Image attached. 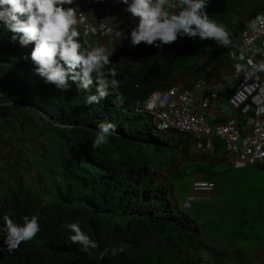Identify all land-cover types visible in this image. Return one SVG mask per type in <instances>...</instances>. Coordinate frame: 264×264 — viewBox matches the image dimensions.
I'll return each instance as SVG.
<instances>
[{
    "label": "trees",
    "instance_id": "16d2710c",
    "mask_svg": "<svg viewBox=\"0 0 264 264\" xmlns=\"http://www.w3.org/2000/svg\"><path fill=\"white\" fill-rule=\"evenodd\" d=\"M12 36L0 24V104L5 105L0 107V152L4 145H12L9 153L36 161L37 169L33 179L18 159L9 157L0 164V217L10 215L22 223L24 216L36 214L40 231L17 249L0 251V264H204L201 250L205 247L210 251L264 249V188L250 177L230 186L220 181L212 203L200 212L199 201L189 202L187 208L177 205L171 185L160 181L155 171L162 164L176 168L181 154L187 159L191 138L177 134L185 143H171L172 137L165 135L170 130H160L140 108L166 77L187 68L193 52L210 40L187 41L182 56L147 85L135 86L154 54L140 68L118 70V90L99 104L85 106L87 93L75 84L66 92L44 84L25 59L33 45L21 46ZM213 63L209 56L203 65ZM105 121L116 125V133L94 149L97 125ZM214 145V153H223L221 141ZM200 161H193L184 172L174 169L170 178L199 175L216 180L218 170ZM221 196L220 205L214 206ZM77 221L97 242V249L85 253L71 243V233L62 225ZM2 229L0 222V249L5 247ZM119 246L123 252L98 258L105 248Z\"/></svg>",
    "mask_w": 264,
    "mask_h": 264
},
{
    "label": "clouds",
    "instance_id": "9594fccd",
    "mask_svg": "<svg viewBox=\"0 0 264 264\" xmlns=\"http://www.w3.org/2000/svg\"><path fill=\"white\" fill-rule=\"evenodd\" d=\"M224 1L226 2V0ZM79 2L81 4L80 6L85 8L91 5L87 4L86 0H79ZM117 2L126 6L124 9L125 11H118L121 17L120 24L129 22L130 25L135 26L128 33L130 44L136 46L143 42L145 45L151 46L148 50L149 53L144 57V63L154 54L153 62L160 48L165 44L176 41L178 38L188 37L184 42V48L181 54L173 63L182 56L187 41L195 38L199 40L208 39L210 41L206 44V47L210 46L211 48L212 45L208 55L203 60H199L197 59L198 56L200 58L204 56L200 53H198L197 56L194 54L191 56L188 67L183 71L200 70V72H202L206 67L203 64L210 56V58L214 60L213 64H215V66L212 64L211 71L220 68L222 72L219 73V75L226 78L228 76L227 73H231V79L236 80L233 86V92L227 98L226 103L228 107H230L228 100L233 96L237 82L239 81L236 73L238 75L243 73V75L245 74L249 77V84L252 86L256 85V89L259 88V85L262 87L264 79V48L258 46L253 48L250 45H244L243 33L249 30L252 21L262 11L264 6L248 21L241 23L238 40L232 41L230 32L226 30L222 24H218L216 21L209 19L206 7L210 0H117ZM104 4H106L105 0L102 5ZM73 5H76V0H0V24H3L8 31L13 33L12 39L18 40L21 46H27L30 43L33 45L25 59L31 62L34 73L42 79L44 84L52 85L55 89L63 92L68 91L71 85L75 84L77 90H83L87 93L83 99V104L85 106L99 104L101 100L109 96L110 90H118L120 81L116 79V70L107 67L111 64L110 56L112 52L108 51L103 45L89 48L91 40L95 38L90 35L97 31L95 28L96 23L90 25L95 20H98V18L94 16V9L96 8L91 12L94 16V20H92L90 17L84 15V13L79 10L78 6ZM113 12L115 13V11ZM113 12L109 11V14L114 16ZM127 13L130 14V17L126 15ZM86 19H90V22ZM79 24L82 26L81 31L78 29ZM85 26H88L87 30L82 33ZM82 35L90 36L87 45L82 42ZM101 39L111 42V30L107 38ZM242 46L248 47L242 48ZM173 63L165 67L160 75L168 67L173 65ZM227 64L230 67V72L225 70ZM142 75H140L139 81L135 84L136 87L139 84L147 85L141 83L140 80ZM199 80L204 79L200 78ZM202 85V83L194 82V84L191 85L193 89H177L173 86L155 89L147 98L153 92L164 91L171 88L177 92H191V94L195 96V103L196 99H198L196 96L197 94H194L195 90H199ZM93 87L95 88L94 92L92 91ZM117 99L122 101L123 97L118 94ZM7 103L11 104V101L8 100ZM4 106V104H0V107ZM230 108L233 114L227 116L225 114L226 107L223 105L218 106L219 116L214 120L217 122L211 123L209 119L210 124L214 126L215 124L224 123L226 121H235L236 126L241 127L239 129L244 128L248 131L251 124L246 121H254L256 117L255 113L243 115L239 109L235 110L232 107ZM149 115L161 130L162 128L158 126V122L154 119L153 115ZM219 118L222 119L218 120ZM237 121H243V125L238 124ZM169 130L170 132L168 133L190 136L185 133L177 132L174 129ZM115 133L116 125L114 123L107 121L99 123L91 147L95 149L106 144L109 137L113 136ZM190 138L197 142L196 146L198 147H200L198 142L201 140V143H205L207 150L211 153H214L215 150L214 142H216V140L221 141L224 145V151L220 153L226 157L227 163L233 167H246L248 165L262 163L247 162L244 165L236 164L237 161L232 159L231 156L225 155L227 145L220 137L214 136L212 138V147H208V142L205 138L191 136ZM190 154L192 153L190 152ZM166 159L168 158H165L164 161H166ZM262 164L264 165V163ZM160 170L162 171L164 169L160 168ZM196 178L200 180L196 182L197 184L203 183V178L201 176ZM189 198H192V195L189 196ZM189 202L187 204H189ZM0 222H2L3 225V244L5 246L3 249H0V251L6 250L11 252L17 249L21 242L32 240L40 231L39 216L36 214L24 216L22 218V223H16L11 219L10 215H4L0 217ZM62 227L66 231H70L69 240L72 244L79 245L80 251L87 253L89 250H94L99 247L95 240L91 239L89 235L82 231L78 221L64 223ZM205 250L210 251V249L205 247L201 250L205 260L204 264H206L207 261V257L204 256ZM250 250L252 253L261 251L264 254V249L261 248L247 247L242 251L237 250L238 253L240 252V254L237 255L239 259L237 264H245L244 257L249 258L251 264H258L256 256L251 257V255H247L246 252ZM123 251V246L112 247L110 249L105 248L98 253V258H103L107 255L114 256ZM217 251L221 254V259H219V261H222L227 249Z\"/></svg>",
    "mask_w": 264,
    "mask_h": 264
},
{
    "label": "crops",
    "instance_id": "0c3cea01",
    "mask_svg": "<svg viewBox=\"0 0 264 264\" xmlns=\"http://www.w3.org/2000/svg\"><path fill=\"white\" fill-rule=\"evenodd\" d=\"M91 2L90 6H87L86 8L83 6H80L79 0H76V5L78 6L79 10L84 13V15L90 17V19H94V16L91 14L92 10L96 8L97 6H100L104 3V0H89ZM264 6V0H226V9L225 12L219 13V14H213L210 13L208 15L217 16L216 20L218 24H222L226 30L230 32V36L232 37V41L238 40V34L239 29L241 27V23L248 21L253 15H255L262 7ZM230 8V12H227ZM128 17H130V14H126ZM221 15V16H218ZM135 26H132L129 24V22H123L119 25H114L113 23L110 26L111 35H112V41L108 42L107 40H103L101 38H94L91 40V43L89 45L90 47L100 46L103 45L108 51L112 52V55L110 56L111 64L108 65V68H114L116 72L121 69H132L135 67L140 68L145 61V56L149 53V45H145L143 42L136 46H132L130 44V38L128 36L129 31ZM81 24L78 25V29L81 31ZM124 33V34H123ZM123 34V35H122ZM197 41V40H196ZM212 48V47H211ZM210 46L208 47H202L198 48V50L193 52L196 56L198 53H200L202 58L198 56L197 59L203 60L210 51ZM185 63H188V61H185ZM212 64L209 66H206L202 72L200 70L192 71V70H185L183 72H173L169 75V77H166V81L164 85H161L159 89H163L165 87H176L177 89H193L194 82L202 83V87L199 90H195L194 94H197L196 96L198 99L195 101V105L201 109L205 110L207 112L211 113L210 116V122L215 123L217 121H214L219 116V110L218 106H225L226 111L225 114L231 115L233 114V111L230 107L227 106V98L232 94L233 92V86L236 80L231 79V73H227L228 76L226 78H223L222 75H219V73L222 72V70L215 69L211 71ZM227 72H230V67L227 64L226 69ZM145 72V71H144ZM205 72H209V74L206 77L204 76ZM212 73V74H211ZM200 78H203L204 80H199ZM118 81H121L117 78ZM199 80V81H198ZM152 82H149L147 84H150ZM190 87V88H186ZM112 90H110L111 92ZM208 98V99H204ZM204 99V100H203ZM203 100V101H202ZM207 101V105L204 104V101ZM222 118H219L220 120ZM238 124L243 125V121H237ZM169 135V133L165 134ZM169 137V136H168ZM165 138V137H164ZM200 144V147L196 146L197 142L194 140H190V152L192 153L187 159H193L185 162V167L183 168H191L192 165H194L193 161L201 160L205 161L207 164V167L210 168V165L214 167L215 170H218L217 179L216 180H207L203 178V183L197 184L195 182V178L199 177L198 175H195L196 177H190L187 176L185 178H176L177 180H172L171 178L174 177V169L176 173L179 171L184 172V170H181L182 166L180 168H172L167 166V164H162L161 168L168 171V175L166 177H163L160 168H156V173H158V179L162 181L164 184L171 185V197L175 201L177 205H180L182 208H187L190 206L187 203L199 201L202 202L206 199H211L217 192L219 187L220 181H225L230 184L226 185H234L235 182L238 180H241L243 177H250L252 182L258 187V188H264V165L262 163L254 164V165H248L246 167H230L227 163L226 157L223 156L219 151L216 153H211L209 150H207L205 143H201V140H199L198 145ZM216 151V150H215ZM214 151V152H215ZM227 167H230L227 169ZM182 168V169H183ZM162 170V171H164ZM179 170V171H177ZM175 173V174H176ZM172 175V176H171ZM186 176V175H184ZM171 177V178H170ZM178 177V176H176ZM191 179V181L189 180ZM224 190L226 189V186L223 187ZM182 191H184V198L182 199ZM258 192V191H257ZM192 195V198H189V196Z\"/></svg>",
    "mask_w": 264,
    "mask_h": 264
},
{
    "label": "built area",
    "instance_id": "2783aa9c",
    "mask_svg": "<svg viewBox=\"0 0 264 264\" xmlns=\"http://www.w3.org/2000/svg\"><path fill=\"white\" fill-rule=\"evenodd\" d=\"M86 2L91 4L89 0ZM105 3L94 9V16L98 20L90 25L96 23L97 31L90 36L107 38L111 24H120L121 17L118 11H125L126 6L118 3L117 0H105ZM109 11H115L114 16H111ZM86 20L90 22V19ZM87 27L83 28L82 33L87 30ZM90 36L82 35V42L87 45ZM243 36L244 45L264 48V8L254 18L249 30L244 31ZM245 47L248 46H242V48ZM236 76L239 81L228 104L235 110L239 109L243 115L255 113L254 121H246L251 124L248 131L244 128L239 129L241 127L236 126L235 121L211 125L209 122L211 113L195 105V96L191 92H177L171 88L156 91L147 98L140 109L152 114L160 128L174 129L191 137L205 138L208 147H212L211 141L214 136L222 138L227 145L225 155L231 156L238 165H244L247 162L264 163V79L262 87L259 85L256 89V85L249 84L250 78L245 74L236 73ZM204 104L206 105L207 101H204Z\"/></svg>",
    "mask_w": 264,
    "mask_h": 264
},
{
    "label": "rangeland",
    "instance_id": "374dc122",
    "mask_svg": "<svg viewBox=\"0 0 264 264\" xmlns=\"http://www.w3.org/2000/svg\"><path fill=\"white\" fill-rule=\"evenodd\" d=\"M215 44V43H213ZM212 47V45H211ZM38 121V120H37ZM40 121V120H39ZM22 123H26V121H21ZM41 122V121H40ZM32 130V129H31ZM169 138L172 137V140H171V143L173 144H179V145H182L183 143H185V141H180L178 136L175 134V133H169ZM41 140H37L35 141L36 144H39ZM28 143V141H27ZM8 144L4 145L2 149L3 151L0 152V164H4L5 162V159L6 158H9V157H12L13 159H18L17 157H14V155H12L11 153H9V148L10 146L12 145H9L7 146ZM33 145L32 146H29V148L32 149ZM35 147V146H34ZM35 150V148H34ZM34 152L33 151H30V155L33 156ZM186 155H180L179 158H177V161L176 163L174 164L177 168H180L182 165V168L185 167V162L189 161L190 159H186L185 157ZM23 157V155L19 156V158ZM19 162H21V165L23 164L24 165V170H28L29 171V175L34 179V175L35 172H36V169H37V163L36 161L32 162L31 160H24V159H18ZM181 170H189L191 168L187 167V168H183ZM163 177H166V175H168V171L167 170H164V171H161ZM189 180L191 181V179L189 178ZM200 181L198 178H196L195 182H198ZM184 191H182V199L184 198ZM222 198L223 196L221 197H218L214 206H217V205H220V202L222 201ZM210 202V204L212 203V200L211 199H206L204 200V202H197L198 203V209L200 212H205L207 209V207L210 206V204H208ZM207 217H204L203 219H206ZM197 219H202V217H198L197 215ZM206 227V226H205ZM207 230L208 232H212L211 231V227L208 226L207 227ZM218 243H220L219 241H217ZM221 244V243H220ZM244 245V244H243ZM257 247V246H255ZM247 248V247H246ZM219 249V247H218ZM237 250L233 249L232 247H229L227 249V252L225 254V256L223 257V260L222 261H219V259H221V254L219 251L217 250H214V251H209V250H205L204 251V256L207 257V261H206V264H237V262H239V259H238V252H236ZM247 255H251V257L253 256H256L257 257V261H258V264H264V260H263V257H264V254L261 252V251H255V252H251L248 251L246 252ZM245 261V264H251V261L249 262V258H246L244 257L243 258Z\"/></svg>",
    "mask_w": 264,
    "mask_h": 264
},
{
    "label": "water",
    "instance_id": "95a60500",
    "mask_svg": "<svg viewBox=\"0 0 264 264\" xmlns=\"http://www.w3.org/2000/svg\"><path fill=\"white\" fill-rule=\"evenodd\" d=\"M225 9L226 2L224 0H210L206 7L208 14L223 13L225 12ZM186 38L188 37L178 38L176 41L170 44H165L160 48L154 61L142 75L140 80L142 84L151 82L155 77L160 75L165 67L173 63V61L181 54Z\"/></svg>",
    "mask_w": 264,
    "mask_h": 264
}]
</instances>
